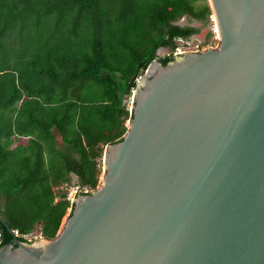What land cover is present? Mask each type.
Returning a JSON list of instances; mask_svg holds the SVG:
<instances>
[{
    "label": "water",
    "instance_id": "95a60500",
    "mask_svg": "<svg viewBox=\"0 0 264 264\" xmlns=\"http://www.w3.org/2000/svg\"><path fill=\"white\" fill-rule=\"evenodd\" d=\"M208 3L218 46L153 60L102 185L0 264H264V0Z\"/></svg>",
    "mask_w": 264,
    "mask_h": 264
},
{
    "label": "trees",
    "instance_id": "16d2710c",
    "mask_svg": "<svg viewBox=\"0 0 264 264\" xmlns=\"http://www.w3.org/2000/svg\"><path fill=\"white\" fill-rule=\"evenodd\" d=\"M184 15L211 10L205 0H0V246H16L14 230L20 241L55 236L73 206L71 173L97 187L106 144L126 131L124 98L198 32L175 23Z\"/></svg>",
    "mask_w": 264,
    "mask_h": 264
},
{
    "label": "rangeland",
    "instance_id": "374dc122",
    "mask_svg": "<svg viewBox=\"0 0 264 264\" xmlns=\"http://www.w3.org/2000/svg\"><path fill=\"white\" fill-rule=\"evenodd\" d=\"M205 1L209 5L208 0H205ZM198 3H200V1H197V4ZM175 23L182 25V26L187 24V25H191V26L195 27L198 30V33L195 34L194 36H196V38L198 40L203 41L204 44L208 43L210 45H213L214 47L218 46V41H214V43H213V29L216 27H214L215 24L212 22L210 17L206 20H197V19H191L188 16L184 15V16L180 17ZM175 42H176V46H185V44L188 43L190 45L189 49H194L195 43H197L194 40L193 41L192 40L185 41V40H179V39H177ZM164 52H165V50H161V48L157 51V53L161 54V55ZM178 55H180V54H177V55L172 54L173 58L178 56ZM126 124H127V121H126ZM103 174H104V172H103V169L101 168V173L99 176L97 187H100L103 183ZM70 182L75 183V177H72ZM70 210H71L70 208L67 209L66 214L64 215V217L61 220V224H62V222H64L65 220L68 219L69 214H70ZM37 240H39V237L35 239V241H37ZM32 241H34V240H32Z\"/></svg>",
    "mask_w": 264,
    "mask_h": 264
},
{
    "label": "built area",
    "instance_id": "2783aa9c",
    "mask_svg": "<svg viewBox=\"0 0 264 264\" xmlns=\"http://www.w3.org/2000/svg\"><path fill=\"white\" fill-rule=\"evenodd\" d=\"M210 18L213 21V17L212 15H210ZM215 27V25H214ZM179 40H189V39H181L179 38ZM193 41V40H192ZM214 41H218V36H217V29L214 28L213 29V43ZM197 43H195V48L194 49H189L190 45L187 43L185 44V46H176L174 51L172 52V54L177 55V54H183V53H187V52H200L202 50H205L206 48H213V45H210L208 43L204 44L201 43L199 41H196ZM204 44V45H203ZM161 50H165L164 48H161ZM133 93V91H132ZM131 98H132V94L128 97H125L123 100V104H125L128 109H130V103H131ZM89 191L86 188H83L81 186H79L78 184L75 183H70L69 185V189L67 192V199L72 203L73 200V196L75 194H87ZM14 235L17 237L18 236V232L16 230L13 231ZM40 238L41 236H37V235H23V238L25 241H32L35 240L36 238Z\"/></svg>",
    "mask_w": 264,
    "mask_h": 264
},
{
    "label": "crops",
    "instance_id": "0c3cea01",
    "mask_svg": "<svg viewBox=\"0 0 264 264\" xmlns=\"http://www.w3.org/2000/svg\"><path fill=\"white\" fill-rule=\"evenodd\" d=\"M52 131H53V134H54V136L56 138L57 144L61 145L62 144V140H61V137H60L59 133L56 131V129H53ZM70 176H71V178L75 177V180H76V176L73 173H71Z\"/></svg>",
    "mask_w": 264,
    "mask_h": 264
},
{
    "label": "flooded vegetation",
    "instance_id": "af4514ba",
    "mask_svg": "<svg viewBox=\"0 0 264 264\" xmlns=\"http://www.w3.org/2000/svg\"><path fill=\"white\" fill-rule=\"evenodd\" d=\"M179 25V24H178ZM182 26V25H181ZM183 26H190V27H193V26H191V25H183ZM195 28V27H194ZM198 33V32H197ZM197 33H195V34H197ZM195 34H193L190 38H189V40H194V41H199V42H201V43H203V41H201V40H198L197 38H196V36H194ZM177 40V39H176ZM175 40V41H176ZM17 238V237H16ZM14 243V242H13ZM15 244V243H14Z\"/></svg>",
    "mask_w": 264,
    "mask_h": 264
},
{
    "label": "bare ground",
    "instance_id": "6f19581e",
    "mask_svg": "<svg viewBox=\"0 0 264 264\" xmlns=\"http://www.w3.org/2000/svg\"><path fill=\"white\" fill-rule=\"evenodd\" d=\"M66 221L62 222L61 226H60V230L62 229L63 225L65 224ZM60 232V231H59Z\"/></svg>",
    "mask_w": 264,
    "mask_h": 264
},
{
    "label": "clouds",
    "instance_id": "9594fccd",
    "mask_svg": "<svg viewBox=\"0 0 264 264\" xmlns=\"http://www.w3.org/2000/svg\"><path fill=\"white\" fill-rule=\"evenodd\" d=\"M16 237V236H15Z\"/></svg>",
    "mask_w": 264,
    "mask_h": 264
}]
</instances>
